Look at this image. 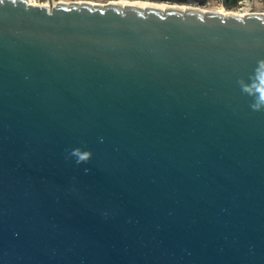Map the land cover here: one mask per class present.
Returning <instances> with one entry per match:
<instances>
[{
	"label": "water",
	"instance_id": "obj_1",
	"mask_svg": "<svg viewBox=\"0 0 264 264\" xmlns=\"http://www.w3.org/2000/svg\"><path fill=\"white\" fill-rule=\"evenodd\" d=\"M103 1L0 2V264H264V13Z\"/></svg>",
	"mask_w": 264,
	"mask_h": 264
},
{
	"label": "clouds",
	"instance_id": "obj_2",
	"mask_svg": "<svg viewBox=\"0 0 264 264\" xmlns=\"http://www.w3.org/2000/svg\"><path fill=\"white\" fill-rule=\"evenodd\" d=\"M261 69H264V60L258 61L255 75L249 78L251 83L244 80L238 81L241 91L253 98L250 108L256 112H264V72ZM68 157L75 158L77 164H84L91 160L92 153L89 150L72 148L68 152ZM85 171L87 172L88 169H85Z\"/></svg>",
	"mask_w": 264,
	"mask_h": 264
},
{
	"label": "built area",
	"instance_id": "obj_3",
	"mask_svg": "<svg viewBox=\"0 0 264 264\" xmlns=\"http://www.w3.org/2000/svg\"><path fill=\"white\" fill-rule=\"evenodd\" d=\"M40 1L41 0H34L33 3L29 2V1H28V3H30L32 5H39V6L46 5V6H48V2L41 3ZM259 4H264V0H240L237 2V5L235 8H231V9L224 8V9H226L224 14L235 15V16H244L245 14H248V13H264V12L259 11Z\"/></svg>",
	"mask_w": 264,
	"mask_h": 264
},
{
	"label": "rangeland",
	"instance_id": "obj_4",
	"mask_svg": "<svg viewBox=\"0 0 264 264\" xmlns=\"http://www.w3.org/2000/svg\"><path fill=\"white\" fill-rule=\"evenodd\" d=\"M31 3L34 2V0H27ZM57 1H69V0H52V3L54 2H57ZM87 2H90V3H96V4H105L107 3V1H103V0H86ZM111 2L113 3H116L118 1H126V2H143V3H147L149 1L147 0H110ZM41 3H46L48 2V0H41L40 1ZM49 4V3H48ZM151 4V2H150ZM154 5H157L156 3ZM189 6H181V8H188ZM189 8H196V9H199V10H202V11H219L222 9V11H226V9H224V7L218 3V2H209L205 7H196V6H190ZM259 11L260 12H264V4H259Z\"/></svg>",
	"mask_w": 264,
	"mask_h": 264
},
{
	"label": "bare ground",
	"instance_id": "obj_5",
	"mask_svg": "<svg viewBox=\"0 0 264 264\" xmlns=\"http://www.w3.org/2000/svg\"><path fill=\"white\" fill-rule=\"evenodd\" d=\"M116 4H119L121 6H124V5H133V6H138V7H142V8L147 7V6H153V7H157V8H165L166 7V5H163V4L154 5L155 3H151L150 4V2H147V3L141 2V3H139V2L118 1V2H116ZM217 12L225 13L224 11H222V9L219 10V11H217Z\"/></svg>",
	"mask_w": 264,
	"mask_h": 264
}]
</instances>
